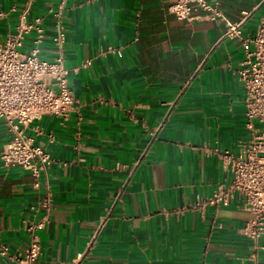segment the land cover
<instances>
[{"label":"crops","instance_id":"crops-1","mask_svg":"<svg viewBox=\"0 0 264 264\" xmlns=\"http://www.w3.org/2000/svg\"><path fill=\"white\" fill-rule=\"evenodd\" d=\"M217 1L225 19H179L173 0L37 1L44 58L56 53L61 13L75 101L67 120L46 114L25 126L54 158L38 185L30 171L4 167L11 132L0 118V243L10 254L35 235L40 264H73L81 253L78 264H264L241 198L199 204L231 177L221 152L250 138L237 73L245 51L226 31L241 22L253 36L264 18V0ZM23 3L0 0V40ZM31 46L29 35L23 50ZM47 185L48 219L32 233ZM0 264L16 263L0 253Z\"/></svg>","mask_w":264,"mask_h":264},{"label":"built area","instance_id":"built-area-1","mask_svg":"<svg viewBox=\"0 0 264 264\" xmlns=\"http://www.w3.org/2000/svg\"><path fill=\"white\" fill-rule=\"evenodd\" d=\"M37 1L24 0L18 10L14 32L0 40V118L11 132L2 148L1 159L5 168L22 167L30 171L36 178V185L47 174L54 158L26 133L25 126L46 114L67 120L75 101L70 72L64 64L63 48L67 34L61 24V13H54L57 23V33L53 38L56 53L53 58H44L40 55V45L45 38L44 20L40 15L31 16ZM12 10L17 11L15 8ZM168 10L182 20H191L200 14L225 19L217 0H173ZM4 15L0 12V17ZM29 35L32 46L23 50ZM226 35L240 38L245 51L237 73L245 88V124L250 138L237 153L227 149L221 152L231 177L229 181L218 184L213 193L199 204L228 206L235 198H241L244 208L253 215L247 222L246 233L256 245L264 248L259 244L264 235V18L253 36L242 33L241 22L229 24ZM52 197L47 185L41 203L45 213L29 227L32 233L46 223ZM101 226L92 234L88 247L95 242ZM0 253L16 264H40L41 245L33 235L20 253L10 254L5 243H0ZM82 256L83 253L78 254L73 264H78Z\"/></svg>","mask_w":264,"mask_h":264}]
</instances>
